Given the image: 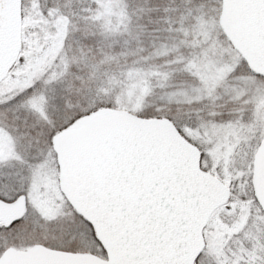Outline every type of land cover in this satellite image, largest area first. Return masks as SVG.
Listing matches in <instances>:
<instances>
[{
  "label": "snow or ice",
  "instance_id": "obj_1",
  "mask_svg": "<svg viewBox=\"0 0 264 264\" xmlns=\"http://www.w3.org/2000/svg\"><path fill=\"white\" fill-rule=\"evenodd\" d=\"M0 264H264V0H0Z\"/></svg>",
  "mask_w": 264,
  "mask_h": 264
}]
</instances>
